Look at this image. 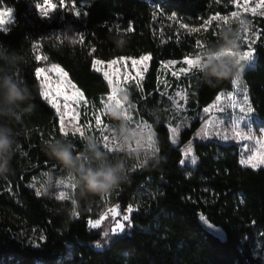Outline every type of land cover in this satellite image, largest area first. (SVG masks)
Listing matches in <instances>:
<instances>
[{
    "label": "trees",
    "instance_id": "16d2710c",
    "mask_svg": "<svg viewBox=\"0 0 264 264\" xmlns=\"http://www.w3.org/2000/svg\"><path fill=\"white\" fill-rule=\"evenodd\" d=\"M51 2L55 8L45 18L36 8L42 0H0V9H9L14 17L7 30H0V45L27 57L16 75L31 87L35 105L22 124L13 125L20 149L12 170L0 176V264H259L252 243L257 237L264 239V168L241 165L236 143L208 141L195 144L197 164L184 169L181 148L200 121L184 129L180 144L174 146L169 110H165L170 102L160 92L163 64L195 57L216 43L226 25L213 21L205 27L204 21L215 14L229 15L235 4L231 0ZM247 18L253 38L241 49L253 50L254 65L245 67L241 77L252 109L264 119V16ZM191 28L200 30L191 32ZM116 34L125 38L122 51L111 39ZM197 41L204 47L198 48ZM37 52L49 64L61 67L97 109L110 94V86L94 70L95 60L151 57L142 83L131 84L129 92L131 102L156 133L157 151L129 161L128 180L103 199H80L75 188L71 202H57L39 197L32 188L33 180L45 173L70 176L46 155L45 141L64 138L78 150L84 147L81 136L61 133L55 109L41 96L35 76L41 67ZM168 79L173 93L177 82ZM191 81L188 106L201 111L222 92L232 91L234 78L210 87L197 71ZM108 155L111 159L123 154ZM115 204L122 210L133 209L124 230L91 228L90 220L98 217V211ZM9 213L22 227L43 235L38 247L17 236L19 229L6 219Z\"/></svg>",
    "mask_w": 264,
    "mask_h": 264
},
{
    "label": "clouds",
    "instance_id": "9594fccd",
    "mask_svg": "<svg viewBox=\"0 0 264 264\" xmlns=\"http://www.w3.org/2000/svg\"><path fill=\"white\" fill-rule=\"evenodd\" d=\"M251 26L246 16H238L221 29L218 41L203 51L200 72L210 87L229 78H239L245 71L246 66L241 62L242 37ZM111 39L122 51L125 38L116 34ZM26 59L25 55L0 45V176L12 170L13 158L20 149L13 125L22 124L23 117L35 108L31 103L34 99L31 87L16 75ZM116 95L122 105L131 104L130 93L125 89L119 88ZM105 111L116 122L110 129L109 143L119 146L123 155L110 159L108 153L102 150L103 142L94 135L81 136L82 150L64 138H52L43 145L46 155L57 161L73 178L78 189L76 197L80 199L105 198L128 180V173L132 170L129 161L140 158L139 150L130 151L129 146L137 143L141 130L126 118L122 108L115 103L108 104ZM45 176L51 184V173H45ZM56 183L59 185V180Z\"/></svg>",
    "mask_w": 264,
    "mask_h": 264
},
{
    "label": "rangeland",
    "instance_id": "374dc122",
    "mask_svg": "<svg viewBox=\"0 0 264 264\" xmlns=\"http://www.w3.org/2000/svg\"><path fill=\"white\" fill-rule=\"evenodd\" d=\"M257 3H259V0H252L249 7H255ZM8 10L9 9H6V8L0 9V11H8ZM235 11H239L240 16H246L247 17L248 15H254L251 12H244L242 10H238L237 8ZM260 11H261V9L258 8L257 12L255 14L260 15ZM229 16H230V14H229ZM10 18L13 21L14 17L12 16L11 11H10ZM4 19H5L6 23L2 26V28L7 29L12 22L7 23V20L9 19L8 16L4 17ZM233 20H235V19L230 18V21H233ZM245 37H247V39H245ZM252 38H253V33L251 31V28H250L248 33L243 34L242 43L246 42L248 45H250ZM247 51H251L253 53L252 59L251 60H242L241 62L246 67H253V65H254L253 64L254 63V52L252 49H248ZM247 51H242V49H241V55H243V53L247 52ZM202 53L203 52L201 51L200 55H202ZM37 56L41 57L40 59H38V61L41 63L40 68L45 69V72L43 75L49 77L50 81H54L56 79L57 73L55 71V68H53V66H58V65L49 64L47 62L46 58L40 52H37ZM122 58L127 60V64L125 65L123 63H120L118 65H113V69H116V68L120 69V73H121L119 76L120 88H123L129 92V86L131 84L140 85L142 83L146 73L149 70L150 60H148L146 62H142L141 64H138L135 67H133L131 64V60L132 59H139L140 57L139 58L122 57ZM120 59L121 58H116L114 60L119 61ZM109 62H103L102 65H97V67H103V65H106ZM173 62L174 63H172V62L164 63L162 66L163 77L161 78V80H162L163 88L160 89L161 95L163 97H165L166 99L169 100L168 97L172 96L175 100L179 101V109L178 110L173 108L172 101H170V100H169V102H170L169 108H165V110L166 109L169 110L168 119H169L170 138H171L172 144L174 146H178L180 144L181 132L184 129L190 127L194 122H196L198 120L200 121V126L196 130V132L194 133L193 137L186 144H184L181 148L182 153H183V160L181 162V166L184 169H193L196 166L197 156L195 154V144L197 142L216 141V142H219V143L224 144V145H227L230 143H236L238 145V148H239L240 160L242 158H247L248 153L246 151H242V149H243V146L245 144H251L252 142L231 139V137L234 135L232 129L231 128L221 129L220 126L216 123V121L213 120L214 117H220V118L225 119V123H227L226 118L231 115L232 109L228 108L226 112H219L217 110H213V112H211L209 114H205L203 110L192 111L188 106L189 97H190V93L192 92V86H193V82L191 81V79L197 75V71L193 70L192 72H189V73H180L179 70L182 67H186V65L183 64V61H181V62L173 61ZM145 64L147 66L146 70H145ZM169 64L171 65L170 67H165V65H169ZM59 68L61 69V67H59ZM125 71L130 73V76H129V79L127 80V82H125L124 78H123V73ZM137 72L143 73L142 79H140L139 77L136 76ZM173 72H177L178 75H176V76L172 75ZM99 73H101L103 75L102 72H99ZM168 78L175 80L177 82V88L173 91V93L169 92L171 89V85H170ZM67 80L70 81L68 75H67ZM137 80H139V83H137ZM234 80H237V78H234ZM184 82H188V85L184 84ZM71 85H74V84L71 82ZM109 86H110V94H111V87L112 86L111 85H109ZM77 90L80 93H82L76 87L75 88L68 87V89H67L69 94H72L73 92H75ZM177 91H180L183 96L187 97L186 102L184 99H181L180 97L175 96V93ZM245 94L248 97L247 89H246L245 85L243 84L242 77L240 75V77L238 78V83H233V90L228 91V92H222L218 97L222 96L221 103L224 104L226 98L229 96H235L237 101H241ZM84 101H86V99L83 96V99L81 100V102L79 104H73V107L76 109V112L79 114V120L78 121H72L70 119V116L72 115V113H68V115L65 116V123H66V127H67L68 132L69 133L75 132V129L73 127V124H75L76 127H79L84 132L85 135H94L101 142H103L102 135H107V136H109V140H110L111 139L110 129H111V127H113L115 125L116 122L112 121L109 118L107 112H105V110L103 108V105L107 102L106 99L102 102V106L98 109L91 107L89 105V103H85ZM248 101H249V97H248ZM60 102H61V104L64 103L62 97L60 98ZM215 103H216V100L208 107H211ZM130 105L133 106L132 111L130 113L133 117L131 123L134 126H136L137 123L143 122L146 125V127L143 128V134H144L145 140H147L148 136L151 135V137L154 140L155 149H157L156 133H155L153 127L149 123H147V121H145V119L139 114L137 105L133 104L132 102ZM127 106H129V105H126V107ZM247 106L251 107L250 103ZM251 109H252V107H251ZM56 115L59 118V115L57 112H56ZM96 115H100L101 119H102V124H101L100 128H97V126L95 124V116ZM236 115H241L238 110L236 112ZM250 115L252 117V120L254 121L251 124V126L255 130V134L257 137H261L260 129H261V127H264V119L257 116L253 109H252V112L250 113ZM209 120H213V124L209 125L210 133L205 138L202 135V129L205 127V124ZM59 121H60V118H59ZM173 127L178 128V131L176 134H173L171 132V128H173ZM216 129H219L222 134L226 131L227 134L229 135L230 139L225 141L224 139H222V137H217L215 134H213L214 130H216ZM75 134L79 135V133H75ZM262 138H264V137H262ZM110 146L114 147L115 145H110ZM189 146L191 147V152L186 151V149ZM135 147H136V144L132 145V148H135ZM118 152H120V151H118ZM139 152H140V158H145L144 150L140 149ZM152 155H153V153L150 151L148 156H152ZM191 157H195V159H196L195 164L191 163ZM243 166H245V165H243ZM247 167H250V166H247ZM260 168H264V166H261ZM260 168H258V169H260ZM51 175H52L51 184H49L47 182V177L45 176V174H42L33 180L32 188L36 191L37 195L39 197H43V198L53 200V201H57V202H71V198H72V195L74 194L75 189H72L71 187H67V188L61 187V186L57 185L56 182L58 180L64 179L65 181H67L69 183H73V179L71 181H69L70 176L60 177V176H55L53 174H51ZM60 192H66V198H64V199L58 198L60 195ZM98 209H100V205L98 206ZM128 209L122 210L119 205L115 204V205L107 207L106 209L100 210V211H98L99 212L98 217L90 220V226H91V228H94V227H92V225L94 223L99 222V227L103 226L104 228L110 229V231H111L115 227L117 221L124 223V225H125L127 221H123L122 217L125 214L129 215ZM117 212L119 213V215H116ZM6 219H8L12 224H14L19 229V231L17 232V236L19 238L25 240L26 243L31 244L34 247H38L39 243L44 240L43 235L39 231H37L35 229L30 230V229L22 227L20 222L17 221V218L14 215H12L11 213L7 214ZM95 228H98V227H95ZM121 232L122 231L116 232V233H121ZM252 252H253V256L258 259V263L264 264V239L257 237L253 241Z\"/></svg>",
    "mask_w": 264,
    "mask_h": 264
},
{
    "label": "snow or ice",
    "instance_id": "6c2138e0",
    "mask_svg": "<svg viewBox=\"0 0 264 264\" xmlns=\"http://www.w3.org/2000/svg\"><path fill=\"white\" fill-rule=\"evenodd\" d=\"M252 0H231V3L235 4L236 8L238 10H242L244 12H251L255 14L257 12V9H261L260 15L264 16V0H259V3L256 4L255 7H249ZM61 3H63V0H61ZM36 8L39 10V14L42 17H49L50 11H52L55 8V5L51 2V0H42V3H36ZM47 9V10H46ZM77 16H80L81 13L77 11L75 13ZM8 16L9 19L7 20V23H11L12 20L10 18V10L8 11H0V30H7L3 29L2 26L6 23L4 17ZM240 16L239 11H232L229 15H221V14H215L211 16L209 19L204 21L205 27L208 25H211L213 21L222 22L224 25H228L230 22V18H237ZM182 28L187 29V25H181ZM200 29L198 28H191L189 31L191 32H198ZM131 31V29H129ZM249 30H247L245 33H248ZM83 37L81 36V40ZM247 39V37H245ZM75 43L76 41H72ZM197 47L203 48L204 45L197 41ZM253 57V53L251 51L244 52L243 55H241V60H251ZM41 57L37 56L36 59H40ZM149 55H143L139 59H132L131 64L133 67H135L138 64H141L142 62H146L150 60ZM202 55H196L193 57H186L183 60V64L186 65V67H182L179 72L180 73H189L193 70H196L200 72V64H201ZM120 63L127 64V60L124 58H121L118 60H112L108 64L103 65V67H97V65H102L103 62L100 60H95L93 62V68L97 72L103 73V78L108 82L109 85H111V94L107 96L106 103L103 105V108L105 110L106 106L110 103H115L117 106L121 107L124 111V114L126 118H128L130 121H132L133 117L130 114L132 111L131 105L125 106L122 105L116 95L117 90L120 88V69L116 68L113 69V65H118ZM174 63V62H172ZM171 65H165V67H170ZM146 64H145V70H146ZM55 68V71L57 73L56 79L54 81H50V78L43 75L45 72L44 68H38L35 72V76L40 80V86L43 89L41 91V96L43 99L49 103L52 108L56 110V112L59 115L60 121H59V127L60 131L64 136H68L69 132L66 127L65 123V116L68 115V113H72L70 116V119L72 121H78L79 120V114L76 112V109L73 107V104H79L81 100L83 99V93H80L78 90L73 92L72 94H69L67 89L68 87L75 88L74 85H71V82L67 80V73L63 72L62 69H60L58 66H53ZM201 73V72H200ZM172 75L176 76L178 75L177 72H173ZM130 73L125 71L123 73L124 81L127 82L129 79ZM136 76L140 79L143 78L142 72H137ZM137 83H139V80H137ZM233 83H238L237 80H234ZM223 95V94H222ZM176 97H180L181 99H184L185 102L187 100L186 96H183L180 91H177L175 93ZM63 98L64 103L61 104L60 98ZM170 101H172L173 108L178 110L179 109V101L175 100L172 96L168 97ZM221 97L216 98V103L213 104L211 107H205L203 109L205 114H209L213 112V110H217L219 112H226L228 108L232 109L231 115L228 116L227 123H225V119L220 117H214L213 120L216 121V123L220 126L221 129L231 128L234 135L231 137V139L235 140H241V141H250L251 144H245L243 146L242 151H246L247 158H242L240 160V163L245 166H250L253 169H258L261 166H264V127H261V137H257L255 134V130L252 128L251 124L254 122L252 120V117L250 113L252 112V109L250 106H247L249 104L248 97L245 94L243 96V99L241 101H237L235 96H229L226 98L225 103H221ZM87 103V101H84ZM247 106V107H246ZM237 110L241 115H236ZM106 112V111H105ZM213 120H209L205 127L202 129V135L206 138L210 133L209 125L213 124ZM95 124L97 128H100L102 124V119L100 115L95 116ZM73 127L75 129V133H79L80 136L84 135V132L79 128L76 127L75 124H73ZM136 127H138L141 130V135L139 140L136 143V147L132 148V146H129L130 151H136L143 149L145 158L148 156L149 152L151 151L153 154L157 149H155L154 146V140L151 137V135L148 136L147 140H145L144 134H143V128L146 127V125L143 122L137 123ZM178 131V128L173 127L171 128V132L173 134H176ZM213 134H215L217 137H222L225 141L229 140L230 137L225 131L223 134L219 129L214 130ZM103 140V149L108 153H115L120 151L119 146H110L112 144L109 143V136L102 135ZM187 152H191V147L189 146L186 149ZM191 163L195 164L196 159L195 157H191ZM142 166V162H141ZM73 178L70 176L69 181H71ZM59 186L67 188L71 187L72 189H75L74 183H69L65 181L64 179L59 180ZM60 199L66 198V192H60L59 197ZM133 211V209L130 207L128 209V212L130 213ZM75 215V213H73ZM116 215H119L117 212ZM123 221H129L130 217L129 215L125 214L122 217ZM203 219V217H201ZM92 227H99V222L94 223ZM212 226L209 225V228ZM125 228L124 223H121L119 221L116 222L115 227L111 230L113 233L123 231ZM108 233H105V236H107ZM97 247H100V245H97Z\"/></svg>",
    "mask_w": 264,
    "mask_h": 264
},
{
    "label": "crops",
    "instance_id": "0c3cea01",
    "mask_svg": "<svg viewBox=\"0 0 264 264\" xmlns=\"http://www.w3.org/2000/svg\"><path fill=\"white\" fill-rule=\"evenodd\" d=\"M210 106V105H209Z\"/></svg>",
    "mask_w": 264,
    "mask_h": 264
}]
</instances>
